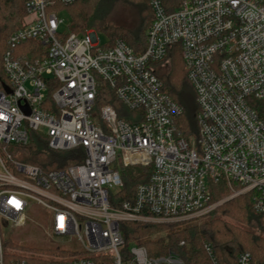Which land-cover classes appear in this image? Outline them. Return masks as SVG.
Segmentation results:
<instances>
[{
  "label": "built area",
  "instance_id": "1",
  "mask_svg": "<svg viewBox=\"0 0 264 264\" xmlns=\"http://www.w3.org/2000/svg\"><path fill=\"white\" fill-rule=\"evenodd\" d=\"M73 1L27 0L31 20L7 37L0 219L22 225L31 200L51 212L50 234L77 236L83 255L8 258L0 227V264H185L176 253L151 256L145 246L126 243L119 225L204 214L213 206L209 181L223 182L228 198L250 192L253 211L264 217V0H182L169 12L161 0H150L153 17L139 54L120 39L102 44L94 28L60 30L65 20L55 5ZM175 45L198 105L196 138L176 130L180 106L156 73ZM100 85L113 91L133 121L105 103L100 123L93 122ZM29 131L43 134L55 151L81 147L83 160L43 170L17 159L8 148L26 145ZM129 166L148 167V179L136 186L132 201L112 207L110 194L120 189L121 171ZM203 249L217 264L212 245ZM235 264L260 263L241 252Z\"/></svg>",
  "mask_w": 264,
  "mask_h": 264
},
{
  "label": "trees",
  "instance_id": "2",
  "mask_svg": "<svg viewBox=\"0 0 264 264\" xmlns=\"http://www.w3.org/2000/svg\"><path fill=\"white\" fill-rule=\"evenodd\" d=\"M27 0H0V81L5 82L2 71L1 55L6 47L9 34L26 23L25 2ZM150 0H75L67 5L56 4L55 9L66 8L69 14L71 32H82L94 28L106 34L109 43L116 39L124 41L134 53H142L146 46L147 29L152 21ZM182 0H161L166 11L175 9ZM119 3L128 4L136 10L134 23L129 26L116 25L112 20V11ZM31 48L40 49L36 42L25 43ZM32 54H35L32 52ZM166 70L156 73L160 78L163 90L180 106V112L175 118L176 130L186 138L198 136L197 113L198 105L195 92L186 78L177 45L170 49L166 62L158 64ZM54 86L47 90V102ZM110 103L118 117L133 121L131 111H121V103L113 91L105 85L97 90L94 108ZM25 153L13 155L17 159L36 165L43 170L60 169L81 162L84 151L77 147L66 151H55L49 148L48 140L41 133L29 134V142L20 145ZM10 147V146H9ZM10 151V150H9ZM11 152V151H10ZM20 155V156H19ZM148 167L129 166L121 171L122 186L111 193L109 202L112 207H119L123 201H132L136 186L148 179ZM209 205L229 196L230 190L223 182H208ZM219 216L196 222L195 217L174 222H141L127 220L120 223L121 234L126 243L136 242L145 246L151 256L168 252L176 253L185 264H211L203 245L210 243L213 247L217 264H235L236 257L241 252H249L252 260L264 264V221L263 216L252 209L251 193L245 192L224 200L215 206ZM211 211V210H210ZM208 211V213L210 212ZM237 222L234 225L224 218ZM183 241V244L180 242ZM3 244L15 246L10 238H5ZM51 251L61 255L75 254L77 250L62 248L38 249Z\"/></svg>",
  "mask_w": 264,
  "mask_h": 264
},
{
  "label": "rangeland",
  "instance_id": "3",
  "mask_svg": "<svg viewBox=\"0 0 264 264\" xmlns=\"http://www.w3.org/2000/svg\"><path fill=\"white\" fill-rule=\"evenodd\" d=\"M133 6L128 4H122L119 3L112 11V20L116 25L120 26H129L134 23V20L136 18V13ZM58 15L60 17H63L65 20V23L61 25L60 30H68V25L70 24L69 21V14L66 8L62 7L59 8ZM32 18V15H27L25 20L26 22H29ZM97 35L100 40V42L107 43V36L105 33L97 30ZM157 72L161 73L166 70V67L158 66ZM124 106L121 104L119 108L121 111H125ZM126 109V108H125ZM94 116H93V122L99 124V109L94 108ZM126 112V111H125ZM36 133L35 131H29V134L32 135ZM39 133V132H38ZM10 153L12 155H18L25 153L23 149H21L20 145H11L8 148ZM20 156V155H19ZM228 199L227 197H224L217 202L213 204V206L210 208V212H206L204 214L198 215L195 218L196 222H201L205 219H210L215 216H219L218 212L215 208V206L221 204L224 200ZM30 207L27 211V218L25 222L20 226H11L9 224H4L3 221L0 219V227H1V238H2V244L3 240L5 238H10L14 243L15 246H7L3 244L4 251L6 254V257H21L26 258L29 261H39V260H63L68 259L75 256H81L83 253L81 252L83 250V246L81 241L77 239V236L72 235L71 237L67 238H58L56 236H53L50 234L49 231V224L51 222V212L37 203L33 201H29ZM225 220L229 221L230 223L234 225H240L234 220H231L229 218H224ZM264 221V217H263ZM62 248L63 250H77L75 254H67V255H61L57 254L55 252L51 251H42L38 249H54V248ZM126 264V262H124Z\"/></svg>",
  "mask_w": 264,
  "mask_h": 264
},
{
  "label": "snow or ice",
  "instance_id": "4",
  "mask_svg": "<svg viewBox=\"0 0 264 264\" xmlns=\"http://www.w3.org/2000/svg\"><path fill=\"white\" fill-rule=\"evenodd\" d=\"M18 206V205H17Z\"/></svg>",
  "mask_w": 264,
  "mask_h": 264
}]
</instances>
